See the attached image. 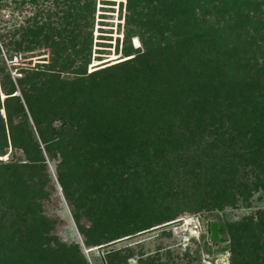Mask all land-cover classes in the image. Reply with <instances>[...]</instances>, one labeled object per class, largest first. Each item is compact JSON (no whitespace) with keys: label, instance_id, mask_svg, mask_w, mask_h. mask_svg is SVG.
<instances>
[{"label":"trees","instance_id":"obj_1","mask_svg":"<svg viewBox=\"0 0 264 264\" xmlns=\"http://www.w3.org/2000/svg\"><path fill=\"white\" fill-rule=\"evenodd\" d=\"M27 3L35 12L0 33V264H88L82 246L181 217L149 205L172 195L160 183L180 167L188 209L229 235L230 263L264 264V208L215 218L264 190V0H125L123 55L89 72L95 0ZM136 167L153 186L135 191L134 213L155 219L131 232L116 220ZM46 178L73 206L82 243L52 233ZM118 254L106 251L107 264H129Z\"/></svg>","mask_w":264,"mask_h":264},{"label":"rangeland","instance_id":"obj_2","mask_svg":"<svg viewBox=\"0 0 264 264\" xmlns=\"http://www.w3.org/2000/svg\"><path fill=\"white\" fill-rule=\"evenodd\" d=\"M22 1L24 0H0V33L3 28L22 24L26 17L35 12L34 5L27 3V0H25L26 2ZM114 1L109 4L103 0H95L93 26L86 28L87 32H91V57L90 63L86 67L87 72L93 70L96 66L115 62L121 59L123 55L121 46L125 35L126 5L125 0ZM45 5L48 6L49 4ZM134 44L138 45L136 39H134ZM1 46L2 41L0 39ZM41 50L42 48L33 52L36 54ZM1 52L2 56H5L3 47H1ZM28 59H20L18 57L17 60L26 61ZM35 59L36 57L32 58V63L35 62ZM94 61L99 62V64L92 67ZM65 76L73 77L71 74ZM0 158L6 160L8 155L6 154ZM50 166L53 165L51 164ZM178 173L179 176H175L173 171H171V174H168L167 177L168 181L166 183L161 181L160 183L162 186H160L159 193L166 191L167 193L172 192V195L165 199L159 197L156 202H152L149 205L153 208L155 206L168 205L173 210L178 207L180 210L177 216H181L179 218L181 221L141 234L134 233L127 239L105 244L102 247L85 249L82 246V251L88 264H107L105 253L110 249L119 252L118 255L128 256L129 264H141L139 263L140 260H143L144 263L152 260L150 264H231L229 235L219 233L220 238L223 240L221 243H211L209 241L207 224L209 220H214V216H208L206 212L195 214L188 209L190 207L189 199L187 200L185 196L191 190L190 178L182 173L181 167L178 168ZM126 176L125 192L127 200L124 198V204L122 203L123 210L119 213L120 216H118L116 221L124 223L123 227L133 232L137 228L135 222L137 219L141 224H147L155 219L154 214L148 213L143 219L139 220L140 215L134 213L139 207L136 201L138 193L135 191L141 189L146 191V188L151 189L153 183H150V180H152L150 175L145 174L139 167L132 168L126 173ZM53 181L47 178L44 180V189L48 195L46 199L42 200L44 213L49 215L55 222L52 233L66 243L81 242V235L72 219L73 206L64 199L60 188L57 184L54 186L53 183L55 181ZM115 195L117 194L115 193ZM102 196L100 200L102 202L105 200L106 207L111 209L113 206H110L112 204L111 198L114 194L103 192ZM168 199L170 202L167 201ZM262 208H264V190L261 189L254 192L249 202V207H244V204L239 203L238 207L225 208L218 211L215 218H219L218 220L226 223H234L243 216L253 214L257 209ZM109 211L113 214L112 210ZM82 223L86 226L90 225L88 218L82 219ZM187 238L189 239L188 242H186Z\"/></svg>","mask_w":264,"mask_h":264},{"label":"water","instance_id":"obj_3","mask_svg":"<svg viewBox=\"0 0 264 264\" xmlns=\"http://www.w3.org/2000/svg\"><path fill=\"white\" fill-rule=\"evenodd\" d=\"M17 94H19V92H17ZM177 221H168V222H165L161 225H156L150 229H147V230H144V231H141L139 232L138 234H141V233H144V232H148V231H151V230H156V229H160V228H163V227H166V226H169L173 223H175ZM209 235H208V239L211 243H221L223 240L220 238V234H219V223L215 220H211L209 222ZM130 236H126V237H123V238H120V239H117L113 242H110L109 244L111 243H115V242H119L121 240H124V239H127L129 238Z\"/></svg>","mask_w":264,"mask_h":264},{"label":"built area","instance_id":"obj_4","mask_svg":"<svg viewBox=\"0 0 264 264\" xmlns=\"http://www.w3.org/2000/svg\"><path fill=\"white\" fill-rule=\"evenodd\" d=\"M179 218H181V217H178L177 219H175L173 221H177V222L181 221ZM208 226H209V223L207 224V232H208ZM208 235H209V233H208ZM188 241H189V239L187 238L186 242H188Z\"/></svg>","mask_w":264,"mask_h":264},{"label":"flooded vegetation","instance_id":"obj_5","mask_svg":"<svg viewBox=\"0 0 264 264\" xmlns=\"http://www.w3.org/2000/svg\"><path fill=\"white\" fill-rule=\"evenodd\" d=\"M208 228H209V226H208ZM208 233H209V230H208Z\"/></svg>","mask_w":264,"mask_h":264}]
</instances>
